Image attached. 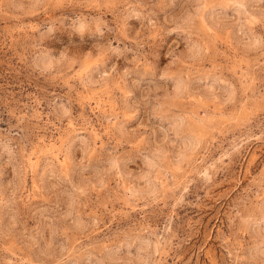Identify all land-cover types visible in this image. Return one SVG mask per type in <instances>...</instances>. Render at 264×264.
Wrapping results in <instances>:
<instances>
[{
    "label": "rangeland",
    "instance_id": "obj_1",
    "mask_svg": "<svg viewBox=\"0 0 264 264\" xmlns=\"http://www.w3.org/2000/svg\"><path fill=\"white\" fill-rule=\"evenodd\" d=\"M0 264H264V0H0Z\"/></svg>",
    "mask_w": 264,
    "mask_h": 264
}]
</instances>
